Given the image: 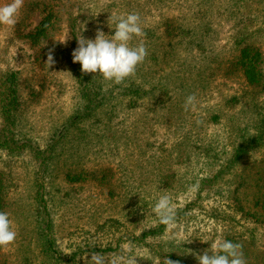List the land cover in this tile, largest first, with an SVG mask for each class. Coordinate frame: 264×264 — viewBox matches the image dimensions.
<instances>
[{"label": "rangeland", "instance_id": "rangeland-1", "mask_svg": "<svg viewBox=\"0 0 264 264\" xmlns=\"http://www.w3.org/2000/svg\"><path fill=\"white\" fill-rule=\"evenodd\" d=\"M52 1L59 4L63 23L54 42L66 40L62 43L66 44L68 30L64 26L68 23L69 10L80 14L81 6L78 0ZM115 1L116 10H121V15L132 13L127 9L132 7L131 0ZM118 2L126 3L124 10ZM111 3L112 0H90L88 3L93 9L88 39H95L98 28L106 35H114L115 23L110 28L109 19L103 16V11L110 12ZM159 14L160 11L154 9L141 20V28L155 30L160 25L156 21ZM41 19L42 14L36 12L30 20L31 27ZM216 29L219 32L211 35L210 38L214 39L209 40L205 48L195 46L192 54L178 51L179 57L170 62L172 68L164 67L181 76L172 79L173 98L165 106L151 109L154 99L147 96L142 107L126 112L121 110L119 115L122 116L115 119L112 126L117 136L98 138L93 135L77 144L67 142V136L59 139L54 160L48 166L49 173L56 177L52 183H46V198L56 247L65 259L78 251L76 264H87L91 253L98 252L104 256L106 264H111L112 257L123 249L137 256V264H164L167 253L184 257L180 264H199L195 254L202 255L213 242L220 241L225 229L210 217L212 207L224 203L228 206L235 200H242L251 207L260 196L264 197L263 191L261 195L257 194L258 185L262 183L259 175L264 171V148L246 154L235 168L214 181L215 186L210 180H214L223 168L224 159L215 153L210 158L199 154L207 140L215 137L221 139L220 145H229V152L223 155L230 156L233 146L239 142L233 125H246L247 114L251 113H245V105L233 108L227 103L234 95L242 96L246 87L226 65L230 52L221 50L228 44L233 26L228 22ZM9 33L10 29H1V46ZM153 43L151 50L155 52L169 49L170 45L168 40ZM25 54L26 47L18 43L11 46V62L26 80L23 118L30 125L33 143L41 151H46L65 132L64 124L75 107L74 89L66 71L60 69L56 73L65 86L62 87L63 93H59L33 65V59ZM145 67L150 70L151 66L145 64ZM156 75L161 77V74ZM152 81H155L154 77ZM38 83H44V86ZM31 88L40 95L30 97ZM191 94L196 95V107L185 111V99ZM248 103L251 106V102ZM217 115L220 119H214ZM8 159V151L0 149V172L10 169ZM40 164V158L30 152L11 163L17 187L11 192L9 213L13 217L17 238L14 244L0 248V264L52 262L40 243L39 226L46 225L44 219L47 217L43 203L36 196L38 184L42 181L39 178ZM81 168L88 171L87 176L90 172L86 182L70 184L65 180L67 169ZM191 185H198V188L189 191ZM164 194L172 199L177 222L173 228L165 226V230L154 231L160 221L151 209ZM199 195L201 198L194 204ZM262 205L257 204L253 211L257 210L264 219ZM186 207L188 216L179 217L178 210ZM247 225L252 227L254 223ZM246 246L242 251L246 264H263L260 256L264 257V228L259 230L254 244L246 243Z\"/></svg>", "mask_w": 264, "mask_h": 264}, {"label": "trees", "instance_id": "trees-1", "mask_svg": "<svg viewBox=\"0 0 264 264\" xmlns=\"http://www.w3.org/2000/svg\"><path fill=\"white\" fill-rule=\"evenodd\" d=\"M8 2L10 0H0V5ZM77 2L81 6L80 14L69 10L68 23L64 26L68 30L66 44L54 42V36L63 28V23L59 4L52 0H24L15 25L11 27L0 25V31L10 29L5 44L1 46L0 41V149L7 150L10 157L8 159L10 169L0 172V211L7 212L13 221L9 213L10 197L17 185L15 186L13 179L11 163L25 153L35 154L41 161L39 178L42 179L38 184L36 196L43 203V210L46 211L47 216L44 219L46 225L39 226L40 243L49 260L52 261L51 264H76L80 254L78 251L73 252L67 259L62 256L56 247L52 217L47 211L46 183H52L51 181L56 177L49 173L48 166L54 160V151L59 139L67 136V142L77 144L83 143L93 135L98 138L117 136V131L112 129V126L114 120L122 116L119 115L121 110L126 112L142 107L147 96L154 99L151 109L165 106L166 102H170L173 98L170 89L174 82L172 79L179 76L164 67L172 68L170 62L179 57L178 51L192 54L195 46L205 48L209 40L214 39V37L210 38L211 35L219 32L216 29L218 25L222 26L230 22L233 26L234 32L230 35L228 44L221 50L230 52L226 65L232 68L230 73L237 74L240 82L246 87L242 96L234 95L227 100V103L233 108L245 105L247 106L245 113L250 111L251 113L247 114L246 125H233L238 133L236 138H239V142L233 146L230 156L223 155L229 152V145H220L221 139L215 137H211L206 145L201 147L199 154L210 158L215 153L216 156L224 159L223 168L214 180H210L211 185L220 175L235 168L246 154L264 148V0H131L132 7L127 9L139 14L142 21L154 9L160 11L156 20L160 25L155 30L142 29L143 35L134 37L131 41L132 46L143 41L148 55L137 67L136 73L121 84L106 81L96 73L85 74L81 71L79 63H73L72 52L78 47L77 38L83 36L88 39V34L91 32L89 22L93 20L91 15L93 9L88 7L90 0ZM115 2L112 0L109 5L110 12L103 11L105 18L121 15L122 11L116 10ZM118 4L124 10L126 3L118 2ZM36 12L42 14V19L36 26L31 27L30 20ZM114 29L115 25L113 34ZM158 38L159 40L154 42ZM162 40H168L169 49L156 52L151 50L153 42L159 43ZM16 43L26 47V57L33 59V65L43 72L59 93H63L62 87L65 86L63 79L56 73L60 69L66 71L74 89L75 107L67 118V123L64 124L65 132L59 135L61 137L55 139L46 151H41L33 143L30 125L23 118L27 99L24 93L26 80L20 76L21 71L11 62L10 55L11 46ZM211 47L213 49V46ZM19 49L24 51L23 48ZM50 49H54L52 54L55 63L49 68L45 63ZM199 51L201 52L200 49ZM145 64L151 66L150 70L146 69ZM156 73L161 74V77H157ZM153 77L155 81H152ZM38 94L40 95L31 88L30 97H37ZM248 101L251 102V106ZM216 118L220 119L219 115L214 116V119ZM86 174L88 171L85 168L67 169L64 178L70 184H82L90 177V172L89 176ZM259 176L262 183L258 185L257 194L261 195L262 191L264 192V171ZM212 186H215V182ZM216 192L219 193L218 189ZM200 198L199 195L193 201L194 204L198 203ZM259 203L264 204L263 196H260L251 207H247L242 200L229 202L228 206L226 203L222 206H213L210 217L225 226L221 240L239 243L242 251L247 247L246 243L253 245L259 230L264 228L263 215L260 216L257 210L253 211ZM262 206L264 210V205ZM186 211L187 207L179 209L177 214L179 217H186L188 216ZM249 222H253L254 225L252 227L247 225ZM156 228L154 231L163 230L165 225L159 222ZM242 235L245 237H237ZM166 256L173 261L182 262L184 259L172 253H167ZM260 258H263L264 264L263 255Z\"/></svg>", "mask_w": 264, "mask_h": 264}, {"label": "clouds", "instance_id": "clouds-1", "mask_svg": "<svg viewBox=\"0 0 264 264\" xmlns=\"http://www.w3.org/2000/svg\"><path fill=\"white\" fill-rule=\"evenodd\" d=\"M23 5L24 0H10L0 5V25L14 26ZM113 23H115L114 35H106L98 28L95 39H85L83 36L77 38L78 47L72 52V57L73 63L81 65L83 73H96L106 81L121 84L136 73L137 67L145 61L148 51L143 41L135 46L131 44L134 37L143 35L139 14L110 16L108 21L110 28ZM59 42L64 43L66 40ZM53 51L54 49L49 50L45 63L49 68L55 63ZM196 101L195 94L188 95L184 103L185 111L195 109ZM197 188L198 185H191L188 190L195 191ZM151 210L167 228L176 225V211L169 195H160ZM16 238L17 232L13 228L9 214L0 211V248L14 244ZM241 249L239 243L225 239L213 242L211 248L205 250L202 255L199 253L195 255L199 264H246ZM87 264H106V261L100 253L92 252ZM111 264H137V256L122 249L120 254L112 257ZM164 264H180V261H173L165 256Z\"/></svg>", "mask_w": 264, "mask_h": 264}]
</instances>
